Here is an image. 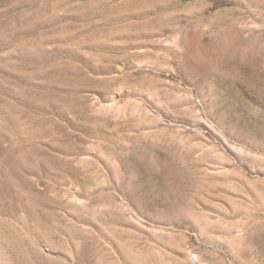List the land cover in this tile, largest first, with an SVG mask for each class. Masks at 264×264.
Segmentation results:
<instances>
[{
    "label": "rangeland",
    "instance_id": "1",
    "mask_svg": "<svg viewBox=\"0 0 264 264\" xmlns=\"http://www.w3.org/2000/svg\"><path fill=\"white\" fill-rule=\"evenodd\" d=\"M0 264H264V0H0Z\"/></svg>",
    "mask_w": 264,
    "mask_h": 264
}]
</instances>
